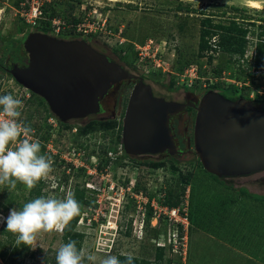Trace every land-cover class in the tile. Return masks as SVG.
I'll use <instances>...</instances> for the list:
<instances>
[{
	"label": "rangeland",
	"instance_id": "1",
	"mask_svg": "<svg viewBox=\"0 0 264 264\" xmlns=\"http://www.w3.org/2000/svg\"><path fill=\"white\" fill-rule=\"evenodd\" d=\"M259 2L260 8H251L246 0H0V95L11 94L23 101L21 119L34 130L33 139L44 145L41 154L53 161V171L31 191L20 183L12 191L0 187V216L6 218L10 209H20L40 196L63 198L68 192L75 195L83 190L87 203L81 205L83 218L75 230L83 234L80 250L95 254L96 264L109 254H132L143 264H264V202L239 195L203 169L193 145L195 108L176 113L171 121L175 143L183 152L177 156L180 163L176 167L168 154H120L122 124L134 81H121L107 93L103 113L63 126L44 99L18 84L9 71L20 66L18 58L26 59L23 41L27 33L39 31L31 28L17 33L19 11L32 3H45L64 21L65 10L72 5V14L81 23L94 21L95 30L83 33L68 27L57 36L86 39L96 50L141 76L156 97L197 106L209 85L203 86L202 80L189 86L179 84L180 76L193 64L201 77L219 71L216 75L222 85L239 82V96L264 110V70L256 73L251 65L255 35H249L243 58L217 51L209 60L198 51L200 20L205 15L227 21L224 17L238 15L231 7H238L255 20L251 29L257 33V25L262 23L258 20L264 18V0ZM147 42L146 54L140 55L139 46ZM119 50L122 59L115 54ZM117 152L115 160L107 156ZM192 158L195 160L189 163ZM97 160L100 164L94 165ZM71 161L74 164H68ZM80 164H84L82 168ZM64 175L67 182L62 181ZM225 181L264 194V170ZM171 201H177L175 207L187 217L183 233L163 210L158 222L147 218L154 206L172 208ZM5 229L6 223L0 222V242L7 241ZM62 234L40 235L35 250L29 249L34 255L25 256V264H46L47 259L55 258L64 244Z\"/></svg>",
	"mask_w": 264,
	"mask_h": 264
},
{
	"label": "water",
	"instance_id": "2",
	"mask_svg": "<svg viewBox=\"0 0 264 264\" xmlns=\"http://www.w3.org/2000/svg\"><path fill=\"white\" fill-rule=\"evenodd\" d=\"M25 66L9 71L25 89L42 97L63 123L104 112L102 99L121 81H134L123 124L126 155L178 153L170 121L195 107L193 145L203 169L219 178L264 170V110L250 99L226 98L209 90L194 103L156 97L141 76L133 74L86 39H63L30 31L23 41Z\"/></svg>",
	"mask_w": 264,
	"mask_h": 264
},
{
	"label": "clouds",
	"instance_id": "3",
	"mask_svg": "<svg viewBox=\"0 0 264 264\" xmlns=\"http://www.w3.org/2000/svg\"><path fill=\"white\" fill-rule=\"evenodd\" d=\"M23 101L11 94L0 95V187L9 191L23 184L31 191L37 183L53 171L51 157L41 154V143L33 139L34 130L21 119ZM14 145V147H13ZM81 213V204L72 192L63 198L40 196L24 203L22 208L10 209L0 216L6 223L5 231L15 236L13 247L21 245L35 250L37 239L44 233L63 232L73 218ZM128 254L123 264H132ZM56 264H96L97 256L85 255L76 247V241L61 244L56 252ZM99 264H122L116 255H106Z\"/></svg>",
	"mask_w": 264,
	"mask_h": 264
},
{
	"label": "trees",
	"instance_id": "4",
	"mask_svg": "<svg viewBox=\"0 0 264 264\" xmlns=\"http://www.w3.org/2000/svg\"><path fill=\"white\" fill-rule=\"evenodd\" d=\"M50 5L42 4L40 6L41 11V17L43 19L40 20L41 27L38 28L39 31L44 33L51 32L50 25H51V19L54 17H57L59 15L58 12H56L53 8L49 9ZM233 10L238 11V15L231 16V17H224L227 21H215L213 19V14H207L200 20V27H199V41H198V51L201 56L207 55L208 59H212V53L220 51L229 54L231 57H237V58H243L246 47L249 43V35H255L256 41H255V53L252 56V68L254 70H264V18L259 19V22H262L257 25V33L254 32V30L251 29L252 25H255V20L251 18L249 15L245 14V10L239 9L238 7H231ZM47 10H49V13L46 17ZM224 14V12H223ZM222 14V16H223ZM66 24L70 25L69 28H73V25L76 24L79 19L76 18L72 14V5H70L65 10V16L63 17ZM18 23L15 25V31L17 33H24L29 28V24H27L24 19L19 17ZM241 20V21H239ZM68 28L62 30V32H66ZM61 32V33H62ZM60 33V34H61ZM118 58L122 59L121 50L115 51ZM209 52H211L209 54ZM218 71L216 74H219ZM220 80V79H219ZM217 80L213 84H209L208 89H205V92L213 89L215 91H218L220 94L225 96L226 98H229L231 100H237L241 96L237 93V88L234 84H227L222 85L220 81ZM32 93V92H31ZM34 94V93H32ZM264 101V100H263ZM57 119V118H56ZM57 121L63 125L67 126L68 122L63 123L60 122L58 119ZM41 148L44 149V145H41ZM126 155V154H125ZM169 160L171 161L173 166H178V163H180L179 159L175 157H169ZM195 159H190L188 162L192 163ZM199 161V159L197 158ZM215 180L219 181L220 183L224 184L227 188L232 189L239 193V195L244 196L248 199L264 202V194H258V193H252L248 191L245 187H238L235 188L232 184H227L225 179L226 178H219L215 175L210 174ZM185 183H188L189 179L184 176ZM63 182H66V175L63 176L62 179ZM40 182V181H39ZM38 182V183H39ZM39 191V189L37 190ZM75 199L82 205L84 203H87L85 199H83V190L80 192L75 193ZM177 205V201H171L169 203L170 207H175ZM4 209H7L5 206ZM152 217V211H149L147 214L148 220ZM82 218V215L80 213L79 216L73 218V220L70 222L67 229L63 231L62 239L64 244L68 243L70 240L76 241V247L80 249L81 246V240L83 237V234L75 230V226L78 222V220ZM4 235L7 237L6 242H0V260L3 262V264H25V256H33V252H29V249L27 246L21 245L19 248L13 247L12 243L15 239V236L11 233H8L6 231H3ZM159 249H162L159 247ZM126 255L119 256V259L121 260L122 264L125 261ZM46 264H56V259H47ZM132 264H143L142 262H139L137 258H133Z\"/></svg>",
	"mask_w": 264,
	"mask_h": 264
},
{
	"label": "built area",
	"instance_id": "5",
	"mask_svg": "<svg viewBox=\"0 0 264 264\" xmlns=\"http://www.w3.org/2000/svg\"><path fill=\"white\" fill-rule=\"evenodd\" d=\"M38 15V17H37ZM19 16L24 19V21L29 24V28L31 29H37L39 27H41L42 25L40 24V20L43 19L41 17V11H40V5L37 3H32L31 5H29V7H23L20 11H19ZM95 24L94 21H89L88 23H81L80 21H78L76 24L73 25V29L74 30H78L81 31L83 33H87V32H91L92 30L94 31L95 29L93 28V25ZM70 25L66 24L65 21L61 20V18L59 17H54V19H51V25H50V30L52 35L57 36L58 34L61 33L62 30L66 29V27L68 28ZM150 44L147 42L144 45H140L139 46V54H146L147 49L149 48ZM254 53H255V49H254ZM253 53V54H254ZM244 56H247V53L245 52ZM213 69V68H212ZM199 71V67L197 65H189L186 69H185V73L183 75H181L180 77V82L179 84H186L187 86L191 85V83H195L197 82V80H202L203 81V86L209 85V84H213L215 83L217 80L220 79V77H217L216 73H214L212 76L204 78L201 77L198 74ZM214 71V69H213ZM256 73L261 71V70H254ZM231 84H234L235 87L237 88V91H240L241 89V84L239 82H235L232 81ZM117 153H109V155H107L110 160H115ZM121 155H125V152L123 150V147L121 145ZM101 161L97 160L96 163H93L94 165H98L100 164ZM68 164H74L73 161H71V163ZM84 164H80L79 166H83ZM95 175V174H94ZM67 182V181H66ZM90 184H92V186H96L94 187L95 189H99V185L97 186L95 182H91ZM134 184V183H133ZM112 188V187H111ZM141 195V192L139 193ZM135 196H139L138 194H136ZM121 198H123V193H121ZM147 201H144V204H146ZM151 205L153 206L154 203L151 202ZM163 210V214L167 215L168 219L171 221L176 222L177 224L180 225L181 228V233L184 232V230L187 228V217L186 216H182L183 214L180 213V210L177 207H172L170 209L164 207L163 209H157L156 206L153 207L152 210V218L156 219V222L159 221V216L161 214V211ZM186 215V214H184ZM83 218V217H82ZM179 238V237H178ZM184 238L183 236H180V239ZM160 246V245H159Z\"/></svg>",
	"mask_w": 264,
	"mask_h": 264
},
{
	"label": "flooded vegetation",
	"instance_id": "6",
	"mask_svg": "<svg viewBox=\"0 0 264 264\" xmlns=\"http://www.w3.org/2000/svg\"><path fill=\"white\" fill-rule=\"evenodd\" d=\"M58 37V36H57ZM59 38H63V37H59ZM77 37H67V38H63V39H76ZM18 60L19 61H21V63H20V67H22V66H25L26 65V63H27V57H26V59L24 60V59H22V58H18ZM135 83V82H134ZM104 99V98H103ZM103 99H102V102H103ZM180 103H192V102H180ZM103 105V104H102ZM191 108H195V107H192V106H187V107H185L184 108V110H188V109H191ZM184 110H182V111H184ZM182 111H180V112H182ZM180 112H178V113H180ZM103 113V112H102ZM176 115V113L172 116V118H171V121H172V119L174 118V116ZM171 121H170V128H171ZM195 123V122H194ZM174 143H175V136H174ZM176 144V143H175ZM177 146V145H176ZM177 148H178V146H177ZM178 153H176V154H174V155H169L168 153H162V154H168L169 155V157H175V158H177V156H179L181 153H183L179 148H178ZM178 159V158H177Z\"/></svg>",
	"mask_w": 264,
	"mask_h": 264
},
{
	"label": "bare ground",
	"instance_id": "7",
	"mask_svg": "<svg viewBox=\"0 0 264 264\" xmlns=\"http://www.w3.org/2000/svg\"><path fill=\"white\" fill-rule=\"evenodd\" d=\"M110 1H118V0H110ZM247 5L250 6L251 8H260V2L259 0H246Z\"/></svg>",
	"mask_w": 264,
	"mask_h": 264
}]
</instances>
